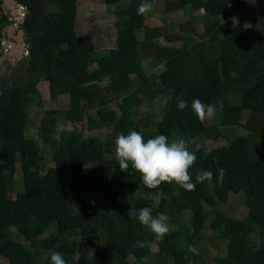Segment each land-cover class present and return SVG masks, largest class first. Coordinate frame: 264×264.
Wrapping results in <instances>:
<instances>
[{"label":"trees","instance_id":"1","mask_svg":"<svg viewBox=\"0 0 264 264\" xmlns=\"http://www.w3.org/2000/svg\"><path fill=\"white\" fill-rule=\"evenodd\" d=\"M2 1L0 38L2 30L14 24L3 13ZM102 1L115 6L121 0ZM156 1L130 0L125 10L117 12L116 49L111 52L97 50L90 38L77 35L76 0H14L26 10L18 27L29 47L21 72L0 81V256L8 264H52V251L60 252L69 264H128L129 254L144 264L153 246L158 261L205 264L200 248L211 220L218 237L228 242L227 255L215 257L213 264H264V153L258 147L264 141V12L248 28L235 22L241 13L248 19L254 15L242 0H161L164 14L202 12L180 26L182 33H175L164 21L162 27H146L143 15L137 14L142 2ZM194 24L202 26L198 39L186 35L197 34ZM137 31L143 33L141 40ZM169 32L172 44L162 45L159 40ZM145 60L162 64L163 69L148 74ZM40 76L48 83L51 100L60 92L68 93L64 121L81 124L93 111L96 119L87 128L109 127L104 139L74 128L57 141L55 116L40 120L39 139L27 137L31 109L39 104L34 85ZM105 80L106 85L100 86ZM169 89L173 99L166 102ZM176 97L186 100L188 107L178 110ZM156 98L165 102L157 121L148 123L131 111L143 100ZM194 98L205 104L223 102V110L216 112L223 120L212 125L201 121L191 109ZM110 103L119 106V117ZM245 112L250 113L246 134L210 151L206 147L193 151L197 156L189 169L193 182L199 169L213 173L211 181L196 183L194 191L175 182L149 189L131 166L126 172L119 169L114 145L120 133L135 130L145 140L160 134L169 141L183 138L190 150L196 140H219L223 127L238 125ZM46 149L53 166L45 170ZM84 163L95 166L85 170ZM17 164L22 183L18 191ZM220 168L225 175L217 180ZM236 194L248 207L243 219L217 207ZM153 195H159V203L151 199ZM145 206L153 209L154 216H168L171 230L163 239L157 240L138 219L129 218L130 208ZM170 207L172 212L167 211ZM15 236L25 244L16 242ZM144 240L151 247L135 246ZM189 245L199 254L188 252ZM88 249L95 257L89 258ZM75 251L81 253L78 262L72 260Z\"/></svg>","mask_w":264,"mask_h":264},{"label":"rangeland","instance_id":"2","mask_svg":"<svg viewBox=\"0 0 264 264\" xmlns=\"http://www.w3.org/2000/svg\"><path fill=\"white\" fill-rule=\"evenodd\" d=\"M4 1V0H3ZM251 8L254 15L253 18L248 19V16L246 13H241L238 17L235 18V22L237 23H244L246 27H251L252 21L257 19L259 15L264 12V0H242ZM5 2H8L5 0ZM144 3V2H142ZM130 4V0H121L118 5L115 6H107L104 4L102 0H76V6H77V19L75 23V29L76 33L79 36H85L91 39L92 43L94 44L95 48L97 50H105V51H111L114 52L116 49V30L114 28V22L118 19L117 12L125 10ZM4 11L8 14L7 10L11 12V14H14L15 18H10L12 22H17L16 18L19 15L20 7L16 3H12L11 7H5L3 8ZM201 11H197L195 13H184L182 11L179 12H171L164 14L162 12V1L157 0L156 3L153 5V8L143 14L144 21L143 24L146 27H162L163 23L171 29L170 32H181L180 26L183 24H186L189 22L194 15H201ZM12 30V37L14 41H11L9 39H4V42L8 45L13 46L14 49L18 48V45L20 44L17 42V33L18 28L16 26V23L9 26ZM195 32L197 34H193L192 32L186 33V35L189 34V36H192L194 39H198L197 35L199 33H202V26L201 24H194L193 25ZM170 32L167 33L166 37L163 36L159 41L162 45H169L172 44V38L170 35ZM182 33V32H181ZM138 40H141L143 38V33L141 31L136 32ZM17 45V46H16ZM22 46V45H19ZM12 48V49H13ZM12 50V52H4L6 56L4 57L6 61L0 62V76L3 77H16V75L20 72L21 69V62L18 58L15 50ZM16 54V55H15ZM26 54L25 52L22 53V55ZM11 56V59H13V62H9V58ZM25 57V56H24ZM1 60V58H0ZM143 67L146 70L148 74H157L162 69V64L154 63L150 60L143 61ZM90 75V74H89ZM87 75V79H85L86 83L89 84L91 82V78ZM85 77V78H86ZM131 78H134L133 75H131ZM107 81H102L100 86L106 85ZM35 90L38 93V106L31 109L30 112V120L28 123V126L26 128V136L27 137H33L34 134L32 132L33 128H37V126L40 123V120L44 117H52L55 116L58 118V123L65 124L67 126V130H72L76 128L77 130H81L86 136H95L100 140L104 139V136L106 133L110 131V128H103L98 130H88L87 123L90 121H93L96 119L95 114L93 111H89L85 114L83 122L80 124L72 125L71 123L63 120V114L64 111L68 108V101H69V95L68 93H58L55 100H51L49 95V88L48 83L42 79L40 76L35 85ZM165 104L164 100L161 98H156L152 102H148L143 100V103L135 108H132L131 111L138 117H144L145 120L150 123L152 121H157L159 119L158 117V111L162 106ZM126 104H124L125 106ZM110 109L114 110L116 117H119L121 115V111L119 109V106L115 103H110L109 105ZM250 118V113L245 112L243 114V117L241 118V121L236 126H227L223 127V135L222 137L217 140H205L200 141L196 140L194 145L190 147L191 151H194L195 148H197V145L199 147H206L208 149L216 148L222 145H225L232 137L235 135H242L246 134L247 131L244 128V124L247 122V120ZM223 118L219 114H215L213 117L206 119L205 122L208 125H212L214 122H220ZM39 145L43 147L42 142L39 140ZM258 147L261 150V153H264V141L258 142ZM115 150V145H114ZM44 163L45 167L44 169H48L49 167L53 166L52 159H51V151L49 149L45 150V157H44ZM233 178H238V176H233ZM14 186L15 190L18 191L22 188L21 183V172L19 164H17L16 172L14 174ZM10 197H14V192L9 193ZM151 199L155 203L160 202L159 195H153ZM218 208H221L222 210L227 211L231 215H233L237 219H243L247 213H248V207L245 205L242 196L241 195H232L230 200L225 204H218ZM172 208L167 209V211L172 212ZM187 219L190 216V214L184 215ZM175 226H172V229H174ZM11 231H14L12 228ZM53 231V230H52ZM14 239L19 244L22 242L25 244L24 241L19 239L18 236H15ZM253 241H258V238L256 236H252L251 238ZM202 246L200 248L201 254L205 257V264H213V259L217 256H226L227 255V244L228 242L226 240L220 239L218 237L217 232L214 229L213 221H209L206 224L205 230L203 231V240L201 242ZM152 255L148 257L145 260L144 264H168L166 260L163 259L160 261L159 258H157V247H152ZM127 262L128 264H143L138 263L135 260V256L129 254L127 256ZM0 264H8V261L6 258L0 256ZM202 264V263H200Z\"/></svg>","mask_w":264,"mask_h":264},{"label":"clouds","instance_id":"3","mask_svg":"<svg viewBox=\"0 0 264 264\" xmlns=\"http://www.w3.org/2000/svg\"><path fill=\"white\" fill-rule=\"evenodd\" d=\"M152 8V3H141L138 6L137 14L143 15ZM22 20L23 18L20 22L14 23H21ZM8 28L11 27L8 26ZM164 99L166 102L173 99L171 89H169ZM175 99L178 110H184L188 107V102L182 97H176ZM191 109L203 121L213 117L217 109L222 111L223 102L205 104L199 98H194L191 102ZM66 130L67 126L65 124L58 123L54 139L59 141L61 134ZM32 132L39 139L38 129L33 128ZM197 150H199V145H197ZM205 151L210 150L205 149ZM115 154L119 163V169L126 172L131 166L141 174L144 185L149 189L158 188L162 182H175L186 191H194L196 183H202L205 180L211 181L213 179L211 171L199 169L196 173L195 182H193L189 169L194 166L197 156L195 152L189 150L188 142L183 138L169 141L166 135L160 134L145 140L142 132L129 130L127 134L120 133L116 137ZM93 166H95L93 163H84L83 165L85 170ZM218 173L217 180H222L225 175V169H218ZM77 210L79 211V208ZM152 212L153 209L151 207L145 206L140 209L130 208L128 215L130 219H138L143 226L155 234L157 240H161L171 230L168 223L169 218L164 213H158L154 216ZM135 246L140 248L151 247V242L147 240L137 241ZM188 252L196 255L199 254L198 249L193 245H189ZM88 256L89 258L95 257L93 249H88ZM80 259V251H75L72 260L78 262ZM185 259H187V255ZM51 262L52 264H69L58 251L51 252Z\"/></svg>","mask_w":264,"mask_h":264},{"label":"flooded vegetation","instance_id":"4","mask_svg":"<svg viewBox=\"0 0 264 264\" xmlns=\"http://www.w3.org/2000/svg\"><path fill=\"white\" fill-rule=\"evenodd\" d=\"M5 1V0H4ZM4 1H2V4H1V6H3L4 5ZM2 9H3V7H2ZM4 10V9H3ZM7 12H9L10 13V11H7ZM3 13L4 14H7L5 11H3ZM8 13V15L9 16H11L10 18H15V16H14V14H9ZM20 23H16V26H17V28H18V33H19V27H18V25H19ZM8 27H6V28H4L3 30H2V37L0 38V58H1V60H0V62H2L3 60L4 61H6V59L4 58L5 56H6V54L4 53V52H8L9 54L12 52V50L14 49L13 48V46L11 47V45H8V44H6L5 42H4V39H9V40H11V41H14V39H13V37L12 38H9V37H7L6 36V29H7ZM18 33H17V35H18ZM17 42H19L20 44L19 45H22V48H21V51H20V54L18 55L17 54V56H18V58L20 59V61L19 62H22V60L24 59V56L26 57V55H27V48H26V45H27V43H26V39H25V36H24V33H23V37L21 38V40L20 41H18V40H16ZM18 45V46H19ZM17 46V45H16ZM13 48V49H12ZM15 51L17 50V48L16 49H14ZM10 51V52H9ZM23 52H25L26 54H24V55H22V53ZM14 60L13 59H11V56H10V58H9V62L11 63V62H13ZM21 70L22 69H20V72H21ZM7 77V76H6ZM4 78V77H3ZM2 78V76H0V81H1V79H3ZM7 78H15V77H11V76H9V77H7Z\"/></svg>","mask_w":264,"mask_h":264},{"label":"water","instance_id":"5","mask_svg":"<svg viewBox=\"0 0 264 264\" xmlns=\"http://www.w3.org/2000/svg\"><path fill=\"white\" fill-rule=\"evenodd\" d=\"M12 3H13L12 0H8L7 5L9 7H11ZM9 31H11V28H9ZM22 37H23V31L19 30L17 40L20 41ZM28 47H29V45L27 44L26 48H28ZM21 48H22V46H18L17 50L15 51L18 55L20 54Z\"/></svg>","mask_w":264,"mask_h":264},{"label":"built area","instance_id":"6","mask_svg":"<svg viewBox=\"0 0 264 264\" xmlns=\"http://www.w3.org/2000/svg\"><path fill=\"white\" fill-rule=\"evenodd\" d=\"M25 13H26L25 8H24V7H20V12H19L18 17L16 18V21H17V22H20L21 19L24 18Z\"/></svg>","mask_w":264,"mask_h":264},{"label":"crops","instance_id":"7","mask_svg":"<svg viewBox=\"0 0 264 264\" xmlns=\"http://www.w3.org/2000/svg\"><path fill=\"white\" fill-rule=\"evenodd\" d=\"M7 1H8V0H7ZM12 1H13V3H15L14 0H12ZM5 5H6V7H8L7 2L4 1V5H3L2 7L4 8ZM3 11H4V10H3ZM7 11H9V10H7ZM8 13H9V12H8ZM9 14H11V12H10ZM10 17H11V16H10ZM5 32H6V36H7V37L12 38V35H11L12 30L9 31V28H7ZM9 52H10V51H9ZM9 55H10V54H9Z\"/></svg>","mask_w":264,"mask_h":264},{"label":"bare ground","instance_id":"8","mask_svg":"<svg viewBox=\"0 0 264 264\" xmlns=\"http://www.w3.org/2000/svg\"><path fill=\"white\" fill-rule=\"evenodd\" d=\"M16 54H17V53H16ZM16 54H15V55H16Z\"/></svg>","mask_w":264,"mask_h":264}]
</instances>
